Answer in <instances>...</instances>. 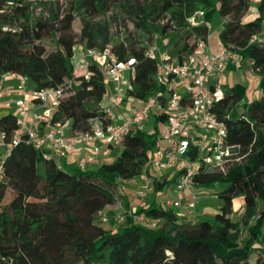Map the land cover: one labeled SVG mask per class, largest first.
Instances as JSON below:
<instances>
[{
	"label": "trees",
	"instance_id": "1",
	"mask_svg": "<svg viewBox=\"0 0 264 264\" xmlns=\"http://www.w3.org/2000/svg\"><path fill=\"white\" fill-rule=\"evenodd\" d=\"M36 2L41 13L34 19L32 0H0V76H25L33 89L70 81L50 124L69 123L74 132L107 123L102 102L109 87L104 71L90 63L81 65L77 73L72 62L73 45L99 48L98 35L102 38L100 49L109 47L118 60L135 59L127 97L144 101L170 89L155 80L157 60L145 55L148 45L140 37L128 31L109 45L108 26L87 20L113 10L127 16L151 42L157 36L154 43L180 63L194 49L196 40L209 33L207 23L217 11L224 19L218 38L238 56L226 69L245 66L252 70L259 96L245 98V87L233 84L214 106L226 123L227 141L239 145L244 156L226 173L200 170L194 175L197 188L215 183L221 186L216 193L219 208L197 222L182 220L174 208L163 207L153 197L134 210L157 218V227L145 226L129 215L115 231L97 223L99 212L116 200L118 182L134 179L145 166L158 195L162 186H174L177 172L157 178L147 166L152 150L160 143L165 113H153L147 128L133 126L123 144L115 147V157L94 168L67 169L61 159L46 158L21 131L19 141L8 152L2 149L0 159V264H249L253 253L260 255L257 264H264V0L258 1L256 16L247 21L242 17L251 0ZM199 10L203 11L199 21L189 22ZM76 17L83 23L78 34L72 33ZM36 23H40L37 35ZM41 39L53 41L54 48L47 51ZM16 119L11 112L0 115V129L8 142L18 129ZM196 157L193 151L191 159ZM8 190L14 194L5 201ZM237 196L244 200L239 216L232 210V205L237 207L242 201L234 199Z\"/></svg>",
	"mask_w": 264,
	"mask_h": 264
},
{
	"label": "built area",
	"instance_id": "2",
	"mask_svg": "<svg viewBox=\"0 0 264 264\" xmlns=\"http://www.w3.org/2000/svg\"><path fill=\"white\" fill-rule=\"evenodd\" d=\"M196 14L199 17L203 12L198 11ZM207 28L209 33L205 38L196 40L194 49L181 63L169 56L165 50H161L156 43L145 48V55L157 60L155 80L170 89H166L165 93L154 94L144 101L126 96V90L131 88L134 77L133 57L118 60L109 47L84 49L82 65L95 63L104 71L108 87L110 85L111 88L104 96L108 97L111 103L103 108L107 123L94 124L88 131H72L66 134L63 125L49 123L51 114L64 96L65 89L70 86V81L57 87L26 91L24 89L26 77L18 74L19 96L15 101L18 129L10 142L6 141L5 132L0 129V149L8 152L11 146L19 141L21 131L27 134L28 140L36 148L44 152L46 158L66 157L79 142L88 149L79 166L83 169L94 161L104 145L121 146L126 133L133 126L141 127L148 123L153 113H165L166 121L160 134V143L152 150L147 166L150 174L155 177L156 174L168 170L178 173L174 188L181 193V197L174 199L164 196L160 205L174 209L183 207L192 211L198 201L194 175L200 170L226 173L244 156L240 154L239 145L227 141L226 123L214 110V106L225 92L221 80L227 65L229 62L237 61L238 56L221 43L218 35L217 49L212 50L209 42L212 24L207 23ZM254 38L255 36L251 40ZM6 74L16 73H3L0 78ZM29 103L38 107V110L32 112L31 118L36 123H45V127L29 125ZM124 103L126 104L123 105ZM114 106L124 111L126 115L120 117ZM241 111L238 110V113L241 114ZM193 151L197 155L195 159H191ZM141 176V183L135 191V196L139 200H144L152 189L151 177L146 175V166ZM102 211L99 215L103 213L101 219L105 221V212ZM144 216L141 214L140 220L148 221ZM123 220L124 215L118 214L117 221Z\"/></svg>",
	"mask_w": 264,
	"mask_h": 264
},
{
	"label": "rangeland",
	"instance_id": "3",
	"mask_svg": "<svg viewBox=\"0 0 264 264\" xmlns=\"http://www.w3.org/2000/svg\"><path fill=\"white\" fill-rule=\"evenodd\" d=\"M61 1H68V0H61ZM34 2L32 4V17L35 19L38 17L41 13V7L35 0H32ZM201 11V10H199ZM196 11L193 15H191L188 18L189 22L192 21H199L197 20V13ZM203 12V11H202ZM257 14V7L256 5L251 8L249 6L246 13L243 15L242 20L247 21L253 19ZM203 15V14H202ZM200 15L199 17H201ZM87 20L90 23L104 25L106 24L108 26V38H109V45L113 44L117 41H120L124 38V36L130 31L132 35H135L136 37H140L141 40H143L144 45H150L153 44L157 36L152 37L151 40H148L147 36H143V34L136 30L133 27L132 22L130 19L125 16L124 14H120L117 10L109 11L102 15H97L91 18H87ZM224 19L219 16L218 12L216 11L213 15V20L211 22L212 24V30L210 34V45L212 48H217V35L220 32L222 28V23ZM83 23L81 22V19L79 17H76L73 24H72V33H79ZM40 23H36V26L34 28V32L37 35V31L39 29ZM41 42L45 46L46 50L49 51L54 48V42L47 39H41ZM97 47L100 48L102 46V38L101 35H98L97 37ZM73 51L74 55L72 57V62L74 64L75 70L77 73H79L81 69V59H82V52L84 49L79 44L73 45ZM222 88L225 90H228L233 84H241L245 87L244 89V96L248 99L257 98L259 96V87H258V79L257 76L252 72V70L247 69L245 66H239L236 68H233L230 70H226L224 72V75L222 77ZM28 85H32L31 81L27 82ZM237 111L240 110V105L237 106ZM69 125V123H68ZM148 124H144L143 127L147 128ZM119 149V148H117ZM117 152V150L115 151ZM67 169H70V167H67ZM39 172H42V169H39ZM167 172H172V170H168ZM169 173V175H170ZM156 177L161 178V173L156 174ZM141 174L135 177L132 180H122L119 181L117 184V187L115 188V195L116 200L111 204L105 207V209L102 212H105L106 220L103 221L102 214L99 215L97 219V223L106 228L111 229L115 231L119 225L124 223L126 215H129L135 219V221H138L139 223L148 226V227H157L159 224V221L157 218L151 217L147 215L146 213H139L135 212V207L140 205H146L153 197H155V200L157 203L160 204L162 198L164 196H169L174 199H178L181 197V193L177 191L174 186L171 187H165L164 190H160L161 193L158 195L154 189H151L149 196L144 200H139L135 196V191L139 184L141 183ZM221 186L217 183L211 185L209 188H197L195 187L196 194L198 195V201L195 206V208L192 211L183 209V207H175L176 213L181 217L184 221L189 222H197L202 219H207L211 213L214 211V207L216 205V193L219 191ZM13 191L8 190L6 194L5 201L10 199L13 196ZM235 199H241L240 196H237ZM29 200H37L34 198H29ZM242 200V199H241ZM218 201V200H217ZM206 206L207 210L204 208L200 211L199 206L200 205ZM232 210L236 216H239L243 213V202L241 201L237 207L232 205ZM123 214L124 220L123 221H117V215ZM141 214L145 215L144 217L148 218L147 220H140ZM181 214V215H180ZM152 223H155V225H152ZM260 255L258 253H253L249 259V264H257V258Z\"/></svg>",
	"mask_w": 264,
	"mask_h": 264
},
{
	"label": "crops",
	"instance_id": "4",
	"mask_svg": "<svg viewBox=\"0 0 264 264\" xmlns=\"http://www.w3.org/2000/svg\"><path fill=\"white\" fill-rule=\"evenodd\" d=\"M258 1L259 0H251L250 7L253 8V6H255V5L257 7ZM216 49L217 48H212V50H216ZM228 71L230 72V70H228ZM27 82H28V80H26V82L24 84V89L26 91L33 90V83L31 82L32 85L29 86ZM19 85H20V78H19L18 74H15V75L6 74L5 77L0 78V115L7 113V112H11V113L16 115L17 106H16L15 101L19 96L18 95ZM110 89L111 88L109 85V92H110ZM102 103L104 106L111 104L108 97H106V98L104 97V101ZM125 104L126 103H124L123 105H125ZM28 109H29V112H28V123H29V125H32V126L40 125L42 127H45V125L43 123H36L31 118L32 112L35 109L38 110V107L33 105L32 103H29ZM114 109L116 111H118V113L120 114L119 115L120 117H123L126 115L124 111H122L121 109H118L115 106H114ZM63 126H64V132L66 134H70L72 132L68 123L64 124ZM115 151H116L115 147H109V146L104 145L103 148L100 150V152L95 156L94 161L92 163L88 164L87 167L88 168H94L102 162L111 161L117 153ZM87 152H88L87 147L83 143L78 142L74 145L73 150L66 157L61 158V160H62L63 164H65L66 167H70V168L79 167L80 164L83 162ZM1 154H2V149H0V159H1ZM165 173H167V172H165ZM164 189H165V187L162 186L161 190L166 192V190H164ZM235 198H237V197H235ZM240 198L242 199V202L244 205L243 197L240 196ZM199 208L201 211L202 209H204V208L206 209L207 207L201 204L199 206ZM218 208H219V202L217 201V198H216V205H215L214 211L212 213H214ZM183 209H185V208H183Z\"/></svg>",
	"mask_w": 264,
	"mask_h": 264
}]
</instances>
